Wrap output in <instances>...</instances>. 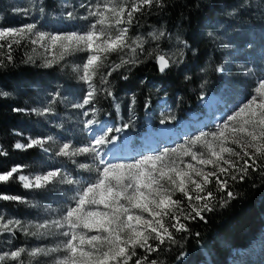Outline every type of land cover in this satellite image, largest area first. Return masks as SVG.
Returning <instances> with one entry per match:
<instances>
[{
  "label": "snow or ice",
  "instance_id": "6c2138e0",
  "mask_svg": "<svg viewBox=\"0 0 264 264\" xmlns=\"http://www.w3.org/2000/svg\"><path fill=\"white\" fill-rule=\"evenodd\" d=\"M153 7L163 10L166 0H102L89 9L88 14L95 21L82 32L53 34L37 30L35 23L19 28L0 27V50L7 49V54L0 58V66H5V60L12 62L11 50L22 41H28L34 53L37 51L36 46L43 48L45 53L59 50L54 59L45 57L46 67H51L54 62L58 63L65 57L87 53L78 71L82 73L80 79L87 84L88 91L82 103L73 107L91 105L98 92L94 78L99 76L101 84H110L107 77L125 65L137 63V49L145 51L146 41L140 36L132 37L129 33L137 20V14L143 15ZM149 35L159 41L166 33L160 30ZM177 39L187 46L184 41ZM125 50L132 53V58L125 59L120 55ZM114 54L120 55V63L109 66V57ZM28 61L32 62L33 57L28 56ZM156 61L161 72L175 62L163 54L158 55ZM106 67H111L107 73L103 71ZM104 91L112 95L110 88ZM0 95L7 96L8 93L0 92ZM32 111L44 115L50 113L51 108ZM84 115L88 116L89 113L84 112ZM92 115L95 116V109H92ZM97 124L98 121L92 118L86 120L84 126L91 130ZM120 130L106 128L84 146H74L70 141L60 144L55 155L68 158L73 163H76L74 158L78 156L91 155L99 159L102 167L96 168L95 180L82 187L74 204L69 205L59 219L23 226L19 220H5L0 216V235L21 230L25 235L58 234L65 238L54 247H37L27 251L30 260L63 252L64 255L55 258L53 264H129L134 257V264H158L156 259L149 257L161 251V245L166 242L176 243L170 228L176 232L188 231L181 217L185 221L197 217L203 220V212L214 210L212 202L216 196L207 189L213 180L217 191L234 198V192L229 190V180L243 181L250 174V169L264 176V79L215 131L201 133L186 145H181L180 155H176L177 148H171L158 155L143 156L131 163L106 162L100 158L101 152L115 140L109 134ZM50 140L52 137L30 138L26 144L16 143L14 147L18 150L39 147L48 152L45 145ZM197 146L203 150H195ZM6 154V151H0V155ZM183 157H190L194 163L186 162ZM209 166L211 169L206 170ZM79 167L90 170L88 164H80ZM18 172H22V166H13L10 170L0 172V183L8 184ZM15 179L25 189L35 190L47 189L57 182L68 185L80 183L63 175L59 169L31 177L19 174ZM177 192L187 200L188 210L180 199H174ZM0 201L26 203L20 196L4 193H0ZM167 218L174 221L170 226L165 223ZM30 228L35 230L30 231ZM137 249L145 254L138 255ZM25 252L23 247L4 252L0 254V264H6L8 260L24 264L21 257Z\"/></svg>",
  "mask_w": 264,
  "mask_h": 264
},
{
  "label": "rangeland",
  "instance_id": "374dc122",
  "mask_svg": "<svg viewBox=\"0 0 264 264\" xmlns=\"http://www.w3.org/2000/svg\"><path fill=\"white\" fill-rule=\"evenodd\" d=\"M101 2L102 0H0V27L19 28L29 23H35L37 30L53 34L72 31L82 32L87 30L90 24L95 21L94 17L89 16V9ZM69 13L72 15L69 16ZM160 30H162L161 27H154L149 32L158 33ZM211 30L216 50L223 61L219 68L222 70H219V73L224 77L229 87L225 94L204 96L198 104L200 110L190 111L182 119L178 118L169 106L165 105L166 98H162L160 101L163 104L160 110V115L164 117L162 125L157 129L147 127L144 134L140 133V128L132 127L130 129L132 138L121 136L122 134L117 132L109 134L115 137V140L103 149L100 158L110 163H131L143 156L158 155L165 149L171 148H177L176 155H180L181 145H186L189 140L201 133L215 131L218 125L223 123L239 105L253 94L259 81L264 79V0H240L227 11L223 16V21L211 27ZM138 36L143 38L142 34ZM148 38L152 42L157 41L150 35ZM143 39L146 40V38ZM19 46L25 52L27 59L28 56L33 57L31 64L40 66L42 70L56 67L65 77V80L62 85L55 86L52 84L46 90L37 87H33L31 90V113L38 115L32 110L42 111L44 108H51V112L35 116L37 117L36 121L30 126V130L34 134L27 136L19 134L21 138L17 143L26 144L30 138L46 139L52 137V140L45 145L49 149L48 152L39 147H34L43 153L44 158L38 160L31 167H22V172L14 174L13 181L25 189L22 183L15 179L19 174L31 177L59 169L63 175L80 182L72 185L57 182L44 190L25 189L31 194L30 198L24 199L26 203L23 205L26 212L23 215L0 209V216H3L5 220H19L23 226H30L61 218L67 207L74 204V199L82 187L95 180L96 168L102 167L99 165V159L91 155L75 157L76 163L68 158L56 156L55 152L60 144L70 141L74 146H84L104 129L117 128L112 122H102L98 110L93 104L83 108L73 107L75 104L82 103L84 95L88 91L87 84L80 79L82 73L78 71V67H82L87 53L82 52L65 57L58 63L54 62L51 67H46L44 66L45 57L50 60L54 59L58 56L59 50L45 53L43 48L36 46L37 51L34 53L32 52L33 46L28 41H22ZM13 47L17 46L14 45ZM158 47L164 48L160 43ZM164 49L160 50V54L175 61L172 63L173 65L180 63L183 48L177 38L169 44L166 50ZM6 54V48L0 50V57ZM121 55L126 58L132 53L125 50ZM98 80L100 82L99 76L94 78V83H98ZM0 92L5 91L0 88ZM124 99L130 103V114L126 120L134 122L136 116L133 108V96L126 93L123 95ZM92 109H95L94 117ZM84 112H88L89 115L85 116ZM92 118L96 119L98 124L88 130L84 124L86 120ZM232 146L234 147V145ZM195 150L203 149L197 146ZM183 159L186 162H192L190 157H183ZM80 164L90 165V170L79 167ZM210 169L211 166L206 170ZM207 189L213 191L215 196L218 195L214 180L207 186ZM41 194L44 195L43 199L38 196ZM178 197H183V195L177 192L174 199H178ZM173 222L170 218L165 219V223L169 226ZM29 230L34 231L35 229L30 228ZM63 239L65 238L58 234L33 236L25 235L23 231L16 230L14 234L4 233L0 235V254L23 247L26 249L21 257L24 264H53L55 258L64 255L63 252L54 253L50 256H39L30 260L27 251L37 247H54ZM240 253H237V256ZM245 253L236 257V260L232 261L231 264H264V235L261 236L258 245L251 253L244 256ZM135 259L136 257L129 264L134 263ZM6 264H17V262L8 260Z\"/></svg>",
  "mask_w": 264,
  "mask_h": 264
},
{
  "label": "trees",
  "instance_id": "16d2710c",
  "mask_svg": "<svg viewBox=\"0 0 264 264\" xmlns=\"http://www.w3.org/2000/svg\"><path fill=\"white\" fill-rule=\"evenodd\" d=\"M239 1L166 0L163 10L153 7L143 15L137 14L129 35L142 34L146 38L145 51L137 49V63L125 65L107 77L110 84L96 82L98 92L92 104L98 110L100 120L112 122L121 129L117 133L132 138V127L140 128V133L144 134L147 127L157 129L164 123V117L160 115L163 105L160 101L164 97L165 105L182 119L188 112L200 110L198 104L204 96L225 94L229 87L217 70L223 61L216 50L211 27L222 22L227 11ZM154 27H161L166 35L152 42L148 35ZM176 38L187 45L181 43L180 63L171 64L167 72L161 73L156 57ZM159 43L164 48H159ZM24 53L20 46L13 47L12 62L5 60V66H0V88L8 93L7 96L0 95V151L7 153L0 155V172L13 166L31 167L44 158L38 148L18 150L14 145L21 138L19 134H34L30 126L38 115L31 113L30 93L33 87L46 90L52 84L62 85L65 80L56 67L42 70L40 66L31 64ZM120 55H112L108 65L120 63ZM130 58L132 55L125 59ZM110 70L111 67H106L103 71L107 73ZM124 76L128 78L124 79ZM109 88L111 96L104 91ZM126 93L133 96L134 122L126 120L130 114V103L123 100ZM249 173L243 181L229 182L234 198L218 191L216 200L212 202L214 210L203 212V220L197 217L185 221L181 218L188 231L176 232L170 228L176 243L166 242L161 245V251L153 253L149 259H156L158 264H231L242 253L246 252L244 256L251 253L264 235V176L251 169ZM0 193L23 199L30 198L31 194L13 180L8 184L0 183ZM38 196L44 198L42 194ZM178 199L188 210L187 200L183 197ZM0 209L18 215L26 212L23 203L14 201H0ZM137 252L138 255L145 254L140 249Z\"/></svg>",
  "mask_w": 264,
  "mask_h": 264
},
{
  "label": "water",
  "instance_id": "95a60500",
  "mask_svg": "<svg viewBox=\"0 0 264 264\" xmlns=\"http://www.w3.org/2000/svg\"><path fill=\"white\" fill-rule=\"evenodd\" d=\"M159 66V65H158ZM170 68V67H169ZM169 68H167V69H165V71H163V72H161V73H165V72H167L168 70H169ZM159 69H160V66H159Z\"/></svg>",
  "mask_w": 264,
  "mask_h": 264
}]
</instances>
